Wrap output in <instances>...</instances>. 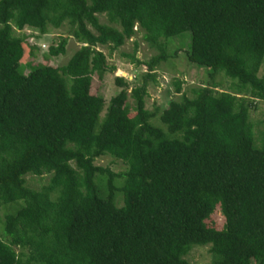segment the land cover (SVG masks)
Returning a JSON list of instances; mask_svg holds the SVG:
<instances>
[{"label": "trees", "instance_id": "1", "mask_svg": "<svg viewBox=\"0 0 264 264\" xmlns=\"http://www.w3.org/2000/svg\"><path fill=\"white\" fill-rule=\"evenodd\" d=\"M62 25L79 45L66 63L19 74L23 30ZM136 32L156 54L138 60L135 42L120 53L145 69L137 85L113 77L105 103L90 94L93 75L115 71L101 48L110 56ZM184 32L208 81L169 102L163 132L147 88L168 58L162 39ZM263 59L264 0H0V206L21 203L4 217L0 264H191L194 246L210 264H264V130L256 149L249 115L264 103ZM104 156L124 170L94 165ZM26 175L49 179L32 190Z\"/></svg>", "mask_w": 264, "mask_h": 264}, {"label": "rangeland", "instance_id": "2", "mask_svg": "<svg viewBox=\"0 0 264 264\" xmlns=\"http://www.w3.org/2000/svg\"><path fill=\"white\" fill-rule=\"evenodd\" d=\"M100 23H106L104 17H99ZM28 38L22 44L23 54L18 64V73L26 74L29 66H50L59 67L66 63L72 53L78 49L79 45L67 36V28L62 25L59 29H48L44 35H38L35 31L24 29L22 32ZM67 37L65 46V54L58 57H49L47 49L49 46L57 44L59 37ZM133 42L137 44L135 56L140 61H146L151 56L156 54L155 50L149 49L142 41L139 32H136L130 39L117 50L107 55V50L101 48L102 53L106 56L108 66L115 68L114 73L104 74L101 79L96 75L92 76L90 87L91 95H101L105 101L118 92V89L113 83V77H123L124 80L137 85L140 82V76L144 72V67L135 68L125 59H122L119 54H129L132 51ZM164 53L168 56L167 60L160 64L155 72V83H150L147 88V97L145 98V108L151 112L152 118L150 124L166 132L165 127L159 122L161 112L167 109L169 102H177L181 97L186 99L193 98V91L208 81V70L199 68L190 64L185 55L189 50L190 35L187 32L181 33L171 38L162 39ZM264 72V59L259 68L258 76ZM222 75V74H220ZM223 76V75H222ZM229 81L228 78H225ZM216 76L214 82H220L218 90H227L228 81ZM130 101V100H129ZM133 112L128 113V117H132ZM250 120L253 123L251 129L252 143L254 148H259L260 137L264 130V103L255 102L254 109L250 111ZM94 165L107 167L111 171L117 173L124 170V165L116 160H112L109 156L98 158L94 161ZM49 175L40 177L26 175L24 177L25 185L29 189L39 190V188L48 182ZM118 197L119 194H116ZM21 203H16L7 206H0V240L4 239L3 235V220L5 215L14 213ZM208 225L219 230L222 227L223 219L218 210H216L208 220ZM187 260L191 264H210V257L207 252V247H192Z\"/></svg>", "mask_w": 264, "mask_h": 264}, {"label": "built area", "instance_id": "3", "mask_svg": "<svg viewBox=\"0 0 264 264\" xmlns=\"http://www.w3.org/2000/svg\"><path fill=\"white\" fill-rule=\"evenodd\" d=\"M133 30H136V28H133ZM123 78V77H122Z\"/></svg>", "mask_w": 264, "mask_h": 264}]
</instances>
